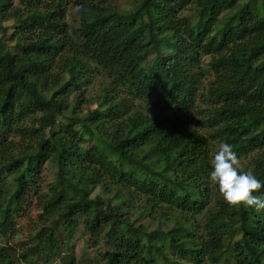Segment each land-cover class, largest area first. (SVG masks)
<instances>
[{
	"label": "trees",
	"instance_id": "16d2710c",
	"mask_svg": "<svg viewBox=\"0 0 264 264\" xmlns=\"http://www.w3.org/2000/svg\"><path fill=\"white\" fill-rule=\"evenodd\" d=\"M17 1L0 0V238L41 212L0 264H75L79 222L92 264H264V210L209 181L222 141L264 181V0Z\"/></svg>",
	"mask_w": 264,
	"mask_h": 264
},
{
	"label": "rangeland",
	"instance_id": "374dc122",
	"mask_svg": "<svg viewBox=\"0 0 264 264\" xmlns=\"http://www.w3.org/2000/svg\"><path fill=\"white\" fill-rule=\"evenodd\" d=\"M17 2H18L17 0H13V5H16ZM113 3L120 9L131 10L135 5V0H115ZM73 14H74V8L73 6H71L69 7V10H68L67 20L71 25L75 26L77 25L78 20L77 18L74 17ZM5 22L7 21H4L3 24ZM9 32H10V29H8L7 35H9ZM207 60H208V57L203 58V65L207 62ZM107 82L108 80L105 78L103 80L98 78L92 83L89 89H87L89 93L86 94V96L83 98V100L86 101V103L82 105L81 110L83 111L79 113L80 115L83 114V112L86 110V106L88 104H89V107H94L96 105L94 101L98 98L99 94L102 93V89H103L102 87L103 85L105 86ZM42 177H43L44 184L46 182L53 181L54 171L45 169V171L42 174ZM44 187L46 188V186ZM98 193H100L99 188H97L92 193L91 196L94 197V195ZM29 204H30L29 207L24 210L22 216H20L15 222V225H14L15 234L14 235L11 234L7 238H4V239L0 238L1 244L5 242L9 243L14 248H16L18 253L24 250L25 244L30 241L29 240L30 234L33 233L38 228L36 221L40 219L41 211L36 206L33 198L31 199ZM145 220L146 219H140L139 223L145 222ZM153 227H154V223L150 222L148 224L147 230L151 231ZM94 238H95V233L85 232L83 230L81 222H79L76 235L73 237L71 241L73 248H74L75 264H92L93 263V259L95 258V254H96L95 248L92 247L94 240H95ZM98 243H99V246H102V244L105 245V249L109 247L108 243L105 242L104 239H100ZM19 264H42V263L36 260L30 259L26 262H20ZM46 264H62V262L61 260L57 259V260H54Z\"/></svg>",
	"mask_w": 264,
	"mask_h": 264
},
{
	"label": "clouds",
	"instance_id": "9594fccd",
	"mask_svg": "<svg viewBox=\"0 0 264 264\" xmlns=\"http://www.w3.org/2000/svg\"><path fill=\"white\" fill-rule=\"evenodd\" d=\"M209 181L227 205L264 210V197L257 195L264 188L253 167L241 165L233 145L226 141L218 144L210 159Z\"/></svg>",
	"mask_w": 264,
	"mask_h": 264
}]
</instances>
